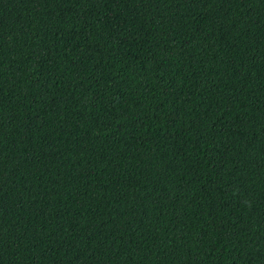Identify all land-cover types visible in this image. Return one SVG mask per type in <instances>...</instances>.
Here are the masks:
<instances>
[{
    "label": "trees",
    "instance_id": "obj_1",
    "mask_svg": "<svg viewBox=\"0 0 264 264\" xmlns=\"http://www.w3.org/2000/svg\"><path fill=\"white\" fill-rule=\"evenodd\" d=\"M0 264H264V0H0Z\"/></svg>",
    "mask_w": 264,
    "mask_h": 264
}]
</instances>
